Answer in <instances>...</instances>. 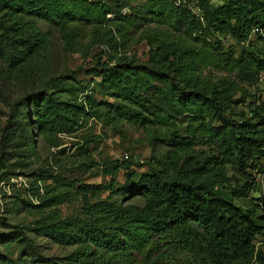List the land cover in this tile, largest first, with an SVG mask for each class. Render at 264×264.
I'll use <instances>...</instances> for the list:
<instances>
[{"label": "trees", "instance_id": "trees-1", "mask_svg": "<svg viewBox=\"0 0 264 264\" xmlns=\"http://www.w3.org/2000/svg\"><path fill=\"white\" fill-rule=\"evenodd\" d=\"M190 1L198 2L201 16L184 0H0V54L18 70H27L49 46L48 34L37 26L43 20L57 28L67 52L86 59L93 47L101 49L93 55V70L98 92L115 99L106 104L114 117L172 127L160 138L166 158L147 171L131 170L132 161H111L103 172L123 170L118 188L113 190L115 179L78 185L80 217L64 220L50 209L63 201L61 193L41 201L50 210L34 222L35 230L74 247L64 264H159L198 246L209 264H264V247L254 245L256 236L264 239V196L247 210L233 202L260 187L256 177L264 175V88L257 81L264 71V39L250 38L254 27L264 26V0ZM218 34L229 36L232 47L224 49ZM142 41L149 47L146 61L127 55ZM56 86L11 109L2 150L13 126L22 131L24 113L53 146L57 135L73 134L102 104L92 96L66 99ZM184 118V127L176 125ZM198 144L217 153H200ZM231 160L245 182L228 192L206 176L215 165L221 174ZM120 193L141 204L118 202ZM14 229L13 239L28 241L22 227ZM0 264L18 263L4 256Z\"/></svg>", "mask_w": 264, "mask_h": 264}, {"label": "rangeland", "instance_id": "rangeland-1", "mask_svg": "<svg viewBox=\"0 0 264 264\" xmlns=\"http://www.w3.org/2000/svg\"><path fill=\"white\" fill-rule=\"evenodd\" d=\"M125 1L135 5L141 0ZM184 2L195 15H202L198 2ZM123 12L127 13V8ZM37 26L48 34L50 44L36 55L27 70H18L17 63H9L0 54V137L15 105L20 103L23 107L24 97L33 92H44L56 84L55 89L60 90L57 94L66 99L84 101L85 97L92 96L102 104L95 107L96 114L86 118L73 134L57 135L54 139L56 145L53 146L38 135L36 124L25 113L21 122L22 131H18V124L13 126L14 136L10 143L3 150L0 146V259L11 257L18 264H64V259L68 258L74 247L59 246L49 237L38 235L34 222L42 214L47 215L50 209H56L59 218L64 220L80 217L82 199L76 190L80 184H109L115 179L113 190L123 184V170L110 175L103 172L108 162L132 161L134 165L131 170L142 173L149 166H154L157 159L166 158L168 147L160 142V138L172 127L158 123L151 126L133 125L123 118L114 117L106 104L113 103L115 99L98 92L99 76L93 70L96 66L93 55L101 49L93 47L89 57L84 59L64 49L56 27L43 20H38ZM216 37L221 40L224 49L232 47L229 36L218 34ZM148 49L146 42L142 41L131 46L127 55L146 61ZM61 74L66 77L60 78ZM242 87L247 91L252 90L246 85ZM245 107L242 104L239 109ZM175 123L184 127L188 121L184 118L183 122ZM195 150L206 155L217 153L214 147L207 144H198ZM217 167L215 165L211 169L207 180L215 181L220 189L228 192L243 186L245 179L235 161L223 165L221 174ZM259 184L260 187H255L246 196L234 198V204L244 210L249 209L264 196V175L260 176ZM58 193L63 198L60 204L50 209L42 207V200ZM108 194L109 190L105 188L100 196L105 198ZM116 198L120 203L141 204V199L131 198L127 193H120ZM14 226L23 228L28 241L22 240L21 236L18 240L13 239L16 233ZM263 241V236H256V249H263ZM170 258V261L162 260L159 264H209L199 246L191 252L174 253ZM58 259L63 261L59 262Z\"/></svg>", "mask_w": 264, "mask_h": 264}, {"label": "built area", "instance_id": "built-area-1", "mask_svg": "<svg viewBox=\"0 0 264 264\" xmlns=\"http://www.w3.org/2000/svg\"><path fill=\"white\" fill-rule=\"evenodd\" d=\"M255 35H259L264 39V26H256L251 30L250 38L254 37ZM246 44V43H243ZM258 84L264 88V71H261L257 76ZM264 98V95H263ZM260 176H263V174H257V181H260Z\"/></svg>", "mask_w": 264, "mask_h": 264}]
</instances>
